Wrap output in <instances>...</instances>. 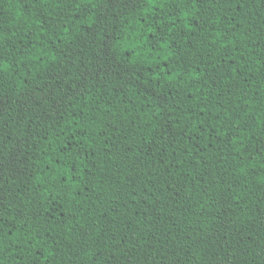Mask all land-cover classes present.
<instances>
[{"label": "trees", "instance_id": "trees-1", "mask_svg": "<svg viewBox=\"0 0 264 264\" xmlns=\"http://www.w3.org/2000/svg\"><path fill=\"white\" fill-rule=\"evenodd\" d=\"M0 264H264V0H0Z\"/></svg>", "mask_w": 264, "mask_h": 264}]
</instances>
